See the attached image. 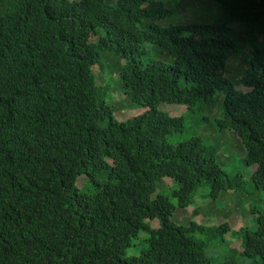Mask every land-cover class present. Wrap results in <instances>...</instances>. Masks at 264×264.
Returning <instances> with one entry per match:
<instances>
[{"label":"trees","instance_id":"trees-1","mask_svg":"<svg viewBox=\"0 0 264 264\" xmlns=\"http://www.w3.org/2000/svg\"><path fill=\"white\" fill-rule=\"evenodd\" d=\"M171 14L160 0H0V264L235 263L206 254L212 242L229 248L227 224L171 216L203 185L213 202L232 194L237 203L243 179L198 137L170 143L183 119L159 105L192 110L223 95L216 127L240 140L245 164L256 166L250 184L264 191V39L246 50L223 33L227 24L161 25ZM147 45L172 64L145 60ZM102 51L124 61L122 95L143 113L115 120L99 98ZM164 178L176 206L157 186ZM255 221L239 235L246 264H264V211ZM140 231L149 247L129 256Z\"/></svg>","mask_w":264,"mask_h":264},{"label":"rangeland","instance_id":"rangeland-1","mask_svg":"<svg viewBox=\"0 0 264 264\" xmlns=\"http://www.w3.org/2000/svg\"><path fill=\"white\" fill-rule=\"evenodd\" d=\"M165 7L172 11L170 17L160 24H227L224 30L230 39L245 46L246 50L264 39V0H160ZM248 37V39H247ZM145 48V46H144ZM146 59H154L172 64L173 57L165 54L154 45L146 46ZM124 61L109 51L100 52L98 64L94 66L97 77V92L101 101L113 110V117L118 121H126L130 117L143 113L146 109L133 108L130 101L122 95L119 69ZM229 64V62H228ZM227 68H233L231 63ZM243 64L234 62V66L240 68L236 73L240 74ZM235 73V72H234ZM234 73L228 77L237 90L247 91L240 83L236 82ZM240 77V76H239ZM222 96L216 97L211 104L198 102L192 110L183 105L162 103L159 110L172 117L183 119L184 129L180 134L169 138V142L177 144L192 137H198L203 144L216 154V160L221 169L230 177L241 176L242 187L236 197L232 194H223L220 199L213 202L209 197V188L206 185L200 187L194 194V203L186 209L176 208L171 216V222L177 225L187 226L190 222L204 225L206 227H219L227 224L233 232L223 236L229 248L221 243L214 246L213 242L207 248V256L219 258L221 261L234 259V264H246L244 258L239 255L242 251V239L239 236L244 227L256 229V217L264 211V191H254L250 184V177L256 171V166L245 164V150L240 140L230 131L221 132L216 127V121L223 117ZM108 120L102 122L106 126ZM77 186L82 187L86 178H78ZM157 183V186L165 187L164 192L169 196L171 202L176 206L177 200L170 195L172 186L168 178ZM155 194H153L154 196ZM251 210V211H250ZM254 210V211H252ZM209 221V222H208ZM208 222V223H207ZM254 224V226H253ZM151 227L157 228L158 222L152 221ZM192 235L196 239L209 241L214 239L215 233H198ZM148 234L140 231L139 237L134 241V246L128 251L129 256H138L149 245L146 243ZM221 240V238H219ZM223 245V244H222ZM228 254H230L228 256Z\"/></svg>","mask_w":264,"mask_h":264}]
</instances>
